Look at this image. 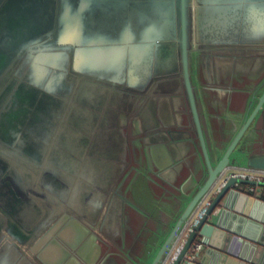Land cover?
Returning a JSON list of instances; mask_svg holds the SVG:
<instances>
[{
  "label": "water",
  "instance_id": "water-1",
  "mask_svg": "<svg viewBox=\"0 0 264 264\" xmlns=\"http://www.w3.org/2000/svg\"><path fill=\"white\" fill-rule=\"evenodd\" d=\"M242 51L264 54V0H0V223L10 215L30 231L28 239L8 240L6 253L30 264H111V255H102L107 245L101 233L117 243L126 207L141 213L131 200L137 201L142 179L156 184L161 172L155 167L174 161L173 148L190 152L195 143L203 163L193 175L202 170L204 177L195 179L193 197L151 264H166L181 229L215 189L172 264H264V217L255 234L239 230L236 216L225 219L228 211L252 217L247 211L264 206L262 198L240 189L258 183L226 176L243 167L264 170L263 69L253 86H245L253 95L248 104L242 94L240 108L248 104V113L218 160L204 131L218 95H226L223 110L236 111L237 90L234 84L204 86L201 66L210 58L233 60ZM163 95L177 111L173 129L157 127L150 114L146 98L159 102ZM128 120L146 127L142 137L130 141ZM119 122L125 131L117 129ZM88 140L105 145L104 152L88 151L82 163L77 152ZM186 168H194L192 162ZM101 178L110 182L109 191L99 188ZM39 186L44 196L37 195ZM105 193L111 194L108 214L96 226L91 214L102 208ZM197 240L210 248L209 258L198 254L189 262L186 254Z\"/></svg>",
  "mask_w": 264,
  "mask_h": 264
},
{
  "label": "crops",
  "instance_id": "crops-1",
  "mask_svg": "<svg viewBox=\"0 0 264 264\" xmlns=\"http://www.w3.org/2000/svg\"><path fill=\"white\" fill-rule=\"evenodd\" d=\"M254 47L249 48L254 50ZM245 50L247 49L245 48L244 51ZM244 51L235 54L239 57L233 60L229 57L227 58L228 61L231 60L233 63L229 64L231 72L227 73L228 75L226 78L222 77L223 75L219 71L220 67L216 65L217 63L214 62V58H210L211 60L206 59L207 63H203L205 68L203 66V68L200 69V75L202 74L204 77L202 80L204 86L218 87L226 84L227 86L224 87H233L231 84H234L233 88L237 89V92L233 94L235 103L233 107L236 108V111L231 110V114L229 115L223 110L221 101L226 95H223V97L218 95L215 98V102H213V106H211V111L209 110L207 114L208 118L207 122L205 121L206 124H204V131L209 148L212 150L214 160L220 158V154L227 148L235 132H237L238 127L248 113V104L251 98L248 95L250 93L247 92L249 88L245 86H253L256 83L257 77L262 73V69L264 73V54L259 57V54L248 55ZM224 55L228 56L231 54L224 53ZM247 56L256 57V59L246 60L245 57ZM208 66L210 67L208 68ZM225 80H227V82H225ZM263 83L264 75L259 85L261 86ZM241 89L242 92H238ZM242 94L245 95L247 102H249L245 107L242 106L240 108L242 104L240 101L242 100V102H245L246 100ZM163 106L166 116L163 115L162 117L157 115L158 110L161 112V108H154L157 127L162 129H173L171 125L176 123L177 111L174 110L171 105H167V101ZM184 108L185 107L182 106L180 112H185ZM202 113L203 111L201 109V114ZM162 129L160 131H162ZM259 140L263 141L262 136H259ZM192 145V150L190 152H187L180 146H178L179 148H173L174 161L169 157L167 158V165L164 168L155 167V173H157V175L161 172V177L154 174L155 177L157 176L156 184L151 183L149 180L147 182L142 179V184H139L135 191L137 201L130 199L141 213H138L130 207H126V217L122 215L121 221L119 220L118 222V224H121L120 234L122 233V237L119 238L117 243L113 242V239H111L109 235L101 233V237L107 245L103 247L104 251L102 255L110 254L111 264H151L165 237L169 234L172 226L193 197L194 191L196 190L195 179H197L198 182L200 178L204 177L202 170L197 172V176L195 175L196 177L193 175V172L195 173V167L197 166V168H199L203 163V154L201 148L197 144L193 143ZM183 162H187V164H183ZM191 162L194 168L190 170L186 167L188 164H191ZM178 167L179 170L177 171ZM146 183H150V186L148 187ZM150 187L153 190H150ZM243 187L244 186H241L240 189L243 190ZM250 194L257 197V199L262 198L264 200L263 187H259L257 193ZM109 200L110 198H105L102 208L91 214L93 216L90 219V223L96 226L103 225L109 210ZM262 206L263 205L253 206L251 210L247 211L252 217L236 214L231 210L227 212L225 219L227 223H229L230 221H234V216H236L237 220L235 218V223L237 221L239 230L243 229L246 233L251 232L255 234L257 233L258 219L264 217V206ZM242 207L243 211H246L247 207H245V205ZM220 212L221 209L218 211V214H220ZM108 216L110 217L111 215L109 214ZM117 217H119V214ZM4 218L2 222L7 224L8 220L6 217ZM113 220L114 219L107 222V228L105 226L107 234L113 229ZM12 228L14 230H11L10 235L7 237L12 243H18L19 240L24 238V233L25 236H27L29 230V228L26 227L25 229L19 223L15 225V228L14 226ZM209 250L210 248L205 246V249L200 255V260L207 257L209 258L207 253ZM7 251L6 249L1 250L0 247V264H30L28 262H22L21 257H16L17 254L11 251L8 252L10 253L8 256V253H6Z\"/></svg>",
  "mask_w": 264,
  "mask_h": 264
},
{
  "label": "built area",
  "instance_id": "built-area-1",
  "mask_svg": "<svg viewBox=\"0 0 264 264\" xmlns=\"http://www.w3.org/2000/svg\"><path fill=\"white\" fill-rule=\"evenodd\" d=\"M236 177L247 179L250 181H255L259 185L252 186L247 185L244 186L242 189L245 190L247 193H257V190L260 184H264V170H256L252 168H242L239 170L238 173H233ZM217 194V190L215 189L213 192L208 193L197 205L196 209L194 210L192 216L188 219L186 224L181 229L178 238L172 247L170 254L168 255L166 264H172V262L177 258V256L182 251L183 247L185 246L191 232L194 229V226L198 223L200 218L206 212L208 206L212 202V198L214 195ZM205 249L204 243L200 240L195 241L192 246L190 247L188 253L186 254V259L189 262L197 260L198 254L201 255L203 250Z\"/></svg>",
  "mask_w": 264,
  "mask_h": 264
},
{
  "label": "flooded vegetation",
  "instance_id": "flooded-vegetation-1",
  "mask_svg": "<svg viewBox=\"0 0 264 264\" xmlns=\"http://www.w3.org/2000/svg\"><path fill=\"white\" fill-rule=\"evenodd\" d=\"M218 59H222L221 61H219ZM214 62H216L217 64H218V66L220 67V72H221V74L223 75L222 77H225L226 78V76L228 75H226V73H230L231 71H230V69L229 68H231L230 66H229V64H231V63H233L231 60L230 61H228L226 58H224V56L223 57H221V58H214ZM219 61V62H218ZM201 68H203V66H201ZM204 68H205V66H204ZM225 82H227V80H225ZM195 84H196V82H195ZM221 86H227L226 84H224V85H221ZM84 124H86L85 122H84ZM91 127V125H89L88 126V128H90ZM81 132L83 133V134H87V132L85 131V130H83V129H81ZM93 138L95 139L96 137L95 136H93ZM97 138H99V136H97ZM95 142H96V140L95 141H93V142H90V140H88V141H86L85 142V145H88V147H89V150H88V147H87V149H81V150H79L78 152H77V154H79L80 156H81V159H83L82 161V163H84L85 162V159H86V156H87V154H88V151L89 152H95L96 150H98V151H101V149H103V152H104V146L105 145H101L100 147H98V146H96V144H95ZM93 143L95 144V145H93ZM119 150V156H118V158H121L122 160L124 159V157H125V152H124V149H122V148H119L118 149ZM102 152V153H103ZM100 154H102L101 152H99ZM119 163L120 164H122V161H120V159H119ZM113 167V166H112ZM105 172H106V167H105ZM118 170V169H117ZM103 177H104V175H103ZM112 178V176H110V179ZM104 178H101V180H100V189L101 190H105V192H107V191H109V183L110 182H108V179H104ZM110 179H109V181H110ZM120 183V182H119ZM119 184L117 183L116 185H114L113 186V190H114V188L115 187H117ZM112 190V191H113ZM106 194V193H105ZM105 198H110V194H106V197ZM2 214V211L0 210V215ZM7 215H9V214H7ZM1 217V216H0ZM7 220H8V222H7V224H5V226L6 227H13L14 226V228H15V225L16 224H18L17 222H19L18 220H16L14 217H11L10 215L9 216H7ZM45 221V220H44ZM1 222V221H0ZM45 223V222H44ZM0 225H1V223H0ZM39 225H42V223L41 224H39ZM37 227H40V226H37ZM34 228V226L32 227V229ZM30 233V231H28V233H27V236H25V233H24V238H22V240H24V239H28V236L30 235L29 234Z\"/></svg>",
  "mask_w": 264,
  "mask_h": 264
},
{
  "label": "rangeland",
  "instance_id": "rangeland-1",
  "mask_svg": "<svg viewBox=\"0 0 264 264\" xmlns=\"http://www.w3.org/2000/svg\"><path fill=\"white\" fill-rule=\"evenodd\" d=\"M226 75H227V73H226ZM237 90V89H236ZM240 91H242V89L240 90ZM162 98H164V100L163 99H160L159 100V102H158V98H153V99H151V98H146V100L148 101V104H150V110H151V112H150V114L151 115H153L155 112H154V105L157 107V108H161V111L162 112H164V106L163 105H165L166 104V101H167V98H165V96L163 95V97ZM144 99V98H143ZM155 101H156V103H155ZM158 102V103H157ZM235 104V103H234ZM161 106V107H160ZM120 112H121V110H120ZM129 121V120H128ZM127 121V122H128ZM132 120H130L128 123H126L127 124V128H126V131H129V132H127L128 134H129V136H130V141L131 140H135V139H137L138 137H142L141 136V134H140V130L142 131H145L146 130V127L145 126H139V124L137 123L136 124V127L135 126H133L132 125ZM81 123V122H80ZM117 123H118V121H117ZM119 123H121V122H119ZM123 125H125V124H123ZM122 125V123L121 124H119V126H117V129H119V130H122V129H124V131H125V127ZM147 125V124H146ZM123 131V130H122ZM134 131V133H136L135 135L136 136H134V137H131V132H133ZM141 150V149H140ZM55 167H57V168H59L58 166H55ZM243 168H245V167H243ZM43 171H46V170H43ZM239 172V170H230L227 174H226V176H229L230 174H233V173H238ZM51 176V175H50ZM50 176H47L46 177V180H47V183L45 184L46 185V187L47 186H50L51 185V183L49 182V179H50ZM45 185L44 186H42V187H45ZM42 187H38L36 190H37V195L39 196V195H41V196H44L43 194H46V192L44 191V190H42ZM11 230H14L13 228H11V227H5V225L4 226H2L1 225V235H0V243H1V249H3L4 247H7L9 244V242H8V235H10V233H11Z\"/></svg>",
  "mask_w": 264,
  "mask_h": 264
},
{
  "label": "bare ground",
  "instance_id": "bare-ground-1",
  "mask_svg": "<svg viewBox=\"0 0 264 264\" xmlns=\"http://www.w3.org/2000/svg\"><path fill=\"white\" fill-rule=\"evenodd\" d=\"M29 214H32V213L29 212ZM34 214H36V210L34 211ZM34 214H32V215H34ZM27 222L29 223V221H27Z\"/></svg>",
  "mask_w": 264,
  "mask_h": 264
},
{
  "label": "trees",
  "instance_id": "trees-1",
  "mask_svg": "<svg viewBox=\"0 0 264 264\" xmlns=\"http://www.w3.org/2000/svg\"><path fill=\"white\" fill-rule=\"evenodd\" d=\"M264 188V187H263Z\"/></svg>",
  "mask_w": 264,
  "mask_h": 264
}]
</instances>
